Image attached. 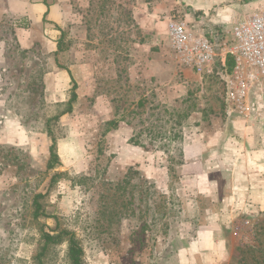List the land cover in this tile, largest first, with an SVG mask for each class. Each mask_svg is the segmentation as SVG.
<instances>
[{"label": "rangeland", "instance_id": "obj_1", "mask_svg": "<svg viewBox=\"0 0 264 264\" xmlns=\"http://www.w3.org/2000/svg\"><path fill=\"white\" fill-rule=\"evenodd\" d=\"M16 2L0 0V264H71L66 236L43 251L44 232L62 230L83 264H240L258 249L264 210L215 208L184 176L199 129L248 120L224 102L232 66L200 76L167 30L191 11L224 37L240 14H219L252 0H48L45 16ZM251 100L259 127L264 84Z\"/></svg>", "mask_w": 264, "mask_h": 264}, {"label": "crops", "instance_id": "obj_2", "mask_svg": "<svg viewBox=\"0 0 264 264\" xmlns=\"http://www.w3.org/2000/svg\"><path fill=\"white\" fill-rule=\"evenodd\" d=\"M253 4L255 8L264 4V0L226 8L219 15H223L221 19L226 21V13L240 14L238 21L252 12L249 8ZM15 6L43 13V16L50 8L48 0H19ZM212 121L208 134L199 129V133L196 132V136L185 145L184 156L192 158V162L187 161L184 166L187 170L184 176H192L199 191L210 192L215 208L225 203L233 211L241 207L264 210V122L259 128L253 121H236L238 128L234 130V121L230 118ZM261 129L263 136L259 137L257 132ZM234 131L240 136H234Z\"/></svg>", "mask_w": 264, "mask_h": 264}, {"label": "built area", "instance_id": "obj_3", "mask_svg": "<svg viewBox=\"0 0 264 264\" xmlns=\"http://www.w3.org/2000/svg\"><path fill=\"white\" fill-rule=\"evenodd\" d=\"M210 25L205 15L191 11L169 17L171 48L184 67L200 76L212 75L216 66L226 68L232 60L234 65L225 74L224 102L229 113L250 121L255 108L251 93L264 84V4L244 15L224 37L219 26Z\"/></svg>", "mask_w": 264, "mask_h": 264}, {"label": "trees", "instance_id": "obj_4", "mask_svg": "<svg viewBox=\"0 0 264 264\" xmlns=\"http://www.w3.org/2000/svg\"><path fill=\"white\" fill-rule=\"evenodd\" d=\"M48 13V11L45 13V15ZM57 50L56 54L63 53L66 49L69 48L68 44H65L63 42V37H61L60 41L57 44ZM228 64H230L232 67L234 65V62L232 60H229ZM230 67V69H232ZM76 86L74 85V88ZM77 99V94L73 92L72 96L69 99V109L68 112L72 110V103ZM56 143L53 142L50 152H51V158L48 164V168H54L55 163L58 161V154L55 151ZM36 210H35V218H39L44 213L40 212L41 204L36 200L35 201ZM264 225H262L263 227ZM261 232H257V235H263L264 231L261 228ZM67 237L68 241V249H67V257L71 264H83V248L80 245L79 241L76 239L75 234L69 230H62L60 232H57L56 234H52V232H44V247L43 251L47 249V247L50 244H56L60 243L64 237ZM258 241V249L255 250V248H247L246 251L241 252V258H240V264H264V239L257 238ZM251 250V251H250ZM247 252H250L247 254ZM246 253V254H245ZM257 253V254H256ZM259 253V254H258ZM253 254V257L249 258L247 255ZM39 264H43L40 260Z\"/></svg>", "mask_w": 264, "mask_h": 264}]
</instances>
